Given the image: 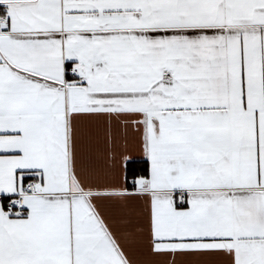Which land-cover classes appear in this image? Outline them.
<instances>
[{"label": "snow or ice", "instance_id": "obj_1", "mask_svg": "<svg viewBox=\"0 0 264 264\" xmlns=\"http://www.w3.org/2000/svg\"><path fill=\"white\" fill-rule=\"evenodd\" d=\"M0 264H264V0H0Z\"/></svg>", "mask_w": 264, "mask_h": 264}]
</instances>
